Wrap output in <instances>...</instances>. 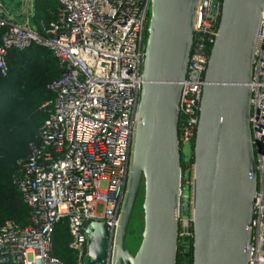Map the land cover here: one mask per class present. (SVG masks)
Masks as SVG:
<instances>
[{
    "label": "built area",
    "instance_id": "2783aa9c",
    "mask_svg": "<svg viewBox=\"0 0 264 264\" xmlns=\"http://www.w3.org/2000/svg\"><path fill=\"white\" fill-rule=\"evenodd\" d=\"M15 11L0 1V77L5 58L32 44L58 61L60 75L45 84L52 110L28 148L14 181L29 208V225L0 227V264H62L50 256L54 225L65 221L72 264H85L86 226L100 223L116 233L128 182L136 123L149 0H55L54 18L33 27L35 0H15ZM215 3L214 8L210 2ZM219 0H197L191 49L178 101L177 144L194 138L209 53L217 36ZM14 10V8H13ZM215 11V12H213ZM249 83L256 180L248 264H264V7ZM181 181L180 201L190 203L192 164ZM186 189V192L184 190ZM191 213L177 219V238H192Z\"/></svg>",
    "mask_w": 264,
    "mask_h": 264
},
{
    "label": "water",
    "instance_id": "95a60500",
    "mask_svg": "<svg viewBox=\"0 0 264 264\" xmlns=\"http://www.w3.org/2000/svg\"><path fill=\"white\" fill-rule=\"evenodd\" d=\"M3 1V0H2ZM12 3L15 0H4ZM197 0H149L125 197L113 264H175L177 219L191 213V264H248L256 180L249 83L264 0H220L192 147L190 203L180 201L178 101ZM264 52V34L261 35ZM142 229L124 249L140 186ZM85 264H105L111 233L89 223Z\"/></svg>",
    "mask_w": 264,
    "mask_h": 264
},
{
    "label": "trees",
    "instance_id": "16d2710c",
    "mask_svg": "<svg viewBox=\"0 0 264 264\" xmlns=\"http://www.w3.org/2000/svg\"><path fill=\"white\" fill-rule=\"evenodd\" d=\"M56 8L55 0H35L31 23L38 33L40 23L53 20ZM5 63L6 75L0 77V227L10 223L25 228L29 225V208L14 181L21 174L29 146L38 143L39 129L52 110L53 94L46 91L45 84L56 79L61 69L51 53L36 44L10 51ZM193 141L194 138L188 144L190 153L186 159L178 145L181 181L188 178L186 167L192 164ZM139 192L143 195L142 185ZM69 240L66 222H57L51 234L50 256L62 264L73 262V254L67 248ZM191 249V237L177 238L175 264H191Z\"/></svg>",
    "mask_w": 264,
    "mask_h": 264
},
{
    "label": "rangeland",
    "instance_id": "374dc122",
    "mask_svg": "<svg viewBox=\"0 0 264 264\" xmlns=\"http://www.w3.org/2000/svg\"><path fill=\"white\" fill-rule=\"evenodd\" d=\"M0 1L3 3L4 7H6L8 10L15 11L16 1L12 3H8L4 0L3 1L0 0ZM210 5L212 8H214L215 6L214 1L213 2L211 1ZM181 153L184 159H186L189 156L190 152L188 145L183 146ZM184 192H186V189L184 190ZM190 196H191V191L190 193L183 195V198L188 199ZM141 202H142V194L141 192H139L132 210L131 218L127 226V230L125 234L126 236L124 241V249L131 255H133L136 252L140 242V234L142 229Z\"/></svg>",
    "mask_w": 264,
    "mask_h": 264
}]
</instances>
